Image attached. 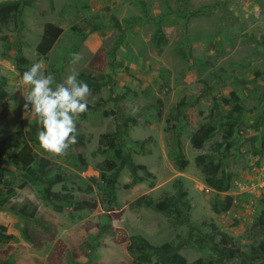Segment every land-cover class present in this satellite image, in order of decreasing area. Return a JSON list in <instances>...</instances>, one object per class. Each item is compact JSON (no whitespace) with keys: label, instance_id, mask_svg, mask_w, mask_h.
<instances>
[{"label":"rangeland","instance_id":"obj_1","mask_svg":"<svg viewBox=\"0 0 264 264\" xmlns=\"http://www.w3.org/2000/svg\"><path fill=\"white\" fill-rule=\"evenodd\" d=\"M11 1L16 0L0 3ZM46 23L59 26L62 34L39 56L35 48ZM158 29L166 39L159 51L151 43ZM74 52L83 57L79 72L87 71L102 87L92 91L89 116L78 121L77 143L66 156L56 157L31 140L38 120L24 111L27 90L14 60H25V70L44 61L46 73L59 83ZM0 87L8 93L0 102L1 189H15L0 208V227L13 237L0 244V264H132L126 249L130 235H142L153 245L185 235V226L172 225L160 212L178 179L191 205V223L216 242L224 240L219 248L229 255L227 264H243L245 255L264 245V0H33L22 7L20 18L0 24ZM214 98L220 105L210 117ZM182 103L187 108L179 131L187 165L178 171L169 156L167 119ZM124 123L127 137L119 154L143 165L151 177L131 184L123 169L111 202L110 191L99 187L97 165L104 155L98 140ZM209 123L216 124L215 133L195 148L193 134ZM19 129L34 155L46 160L54 184L18 188L27 175L12 162L22 148L11 138ZM217 148L225 157L219 174L223 170L230 177L226 193L209 188L195 162ZM39 164L36 158L31 165ZM61 195L90 201L95 208L75 210L57 200ZM141 196L155 201L159 211L134 206ZM226 196L232 199L230 208L214 213ZM23 205L29 213L35 208L33 218L16 214ZM86 241L91 249L83 247ZM179 255L185 264L209 257L192 248Z\"/></svg>","mask_w":264,"mask_h":264},{"label":"trees","instance_id":"obj_2","mask_svg":"<svg viewBox=\"0 0 264 264\" xmlns=\"http://www.w3.org/2000/svg\"><path fill=\"white\" fill-rule=\"evenodd\" d=\"M31 1L33 0H26L25 2L16 0L0 3V24H6L10 20L20 18L22 7L24 5H30ZM125 23L127 22L125 21ZM99 27V25L94 26L91 31H97ZM71 31H77V33H81L82 38L85 37L84 32L77 26H72ZM61 34L62 29L59 26L52 23H46L43 27L40 41L36 45V53L39 56H45L53 47L55 42H57ZM151 43L158 51L165 46V34L161 29H158L151 37ZM25 63L26 61L21 58L14 60L15 68L20 71L21 75L24 71H26L24 68ZM79 73V79L87 82L93 92H98L100 90L102 83L98 81V79L92 77V75L87 71H81ZM7 97L8 94L6 91L0 87V102L3 103ZM219 105L220 104L216 98H214L212 102L213 107L209 115L210 117L214 116V112L219 108ZM186 108L187 105L184 103L180 104L176 112L171 113L167 119V129L171 132L169 156L171 157L174 167L178 169V171L183 170L187 165V159L182 153L181 133L179 131L180 119L184 116ZM89 112L90 108H88L87 112L81 115L80 119L85 120L89 116ZM225 118L230 122V117L228 115ZM216 129V124L212 123L202 126L198 132L193 134L190 140L191 144H193L195 148H200L201 144L208 141L215 133ZM40 130V125L37 121L30 131L31 140L34 144L39 146L38 132ZM126 137L127 124L124 123L123 125H119L114 132L102 134L98 140L99 151L104 155V159L97 165L100 172L101 184L99 187L105 194H108L107 191H110L112 194L111 202H115L114 193L117 180L123 169H127L129 171L131 184L142 183L146 180V178L151 177L149 173L145 172V167L143 165L135 164L127 156L119 154L124 149ZM11 138L14 139L13 141L15 143L18 142L19 146L22 147L20 153L13 157L12 162L16 166L22 165L24 171L25 169L27 171L26 177L24 173V180L21 184H19L18 188H23L27 183L43 186L54 184L55 180L50 176L52 170L50 167H46L47 162L44 158L40 159L34 155L28 142L23 136L22 130L19 129L15 131ZM135 143L141 145L144 142L137 141ZM41 150L46 153V151L42 148ZM213 153L198 155L195 157V162L203 172L207 186L218 193H226L229 189L230 177L225 171L221 170L220 174L218 171L223 167V160L225 157L224 155H221L219 148H217ZM36 158L39 160V167L31 165ZM78 159L79 163L85 166V160L81 155L78 156ZM139 171L145 172L143 173V176L138 174ZM1 173L2 169H0V208L6 204L15 193V189L13 187H7L4 192L2 191L1 188L5 185V183L2 180ZM174 186L176 188L174 195L166 199V203L160 212L172 225L185 226V235H175L173 240L159 245L151 244L142 235H130L128 237V245L126 249L131 258L132 264H185L183 258L179 255V252L185 248L196 249L206 255H209L206 259L199 257L189 264H227L230 261V257L227 255L225 249L220 250L219 248L220 245L224 244V240H218L216 242L213 234L204 233L191 223V205L187 199L186 191L182 189L181 180L178 179ZM41 199L45 202H52L49 198L42 195ZM57 200L62 203H72V208L75 210H92L95 208V203L90 201L81 200L72 202L71 195H61ZM231 202L232 199L229 196H226L222 207H214L213 212L219 214L222 211H227L231 206ZM132 204L136 207L147 206L154 211H159L157 209L156 202L144 196L137 198ZM34 213L35 208L31 213H29L26 211L25 205H23L20 210L16 212V214L23 219H25V215H27L29 219L33 218ZM107 228V224L103 225L99 229L100 233L105 234L107 232ZM95 238L96 237H93V239ZM12 239L13 237L11 235L5 233L4 227H0V244H6ZM92 245L89 241H86L83 244V247H90L91 249ZM258 261L264 264V245L262 244L259 246V249H253L252 253L245 255L242 260L243 264H256ZM2 264L9 263L3 262ZM70 264L75 263L71 262Z\"/></svg>","mask_w":264,"mask_h":264},{"label":"clouds","instance_id":"obj_3","mask_svg":"<svg viewBox=\"0 0 264 264\" xmlns=\"http://www.w3.org/2000/svg\"><path fill=\"white\" fill-rule=\"evenodd\" d=\"M82 59L80 53H72L68 74L59 83L54 74L46 73L44 61L33 63L22 73L21 86L27 90L24 111L38 120V141L52 156H66L77 143L78 121L89 107L92 90L79 79L77 67Z\"/></svg>","mask_w":264,"mask_h":264},{"label":"crops","instance_id":"obj_4","mask_svg":"<svg viewBox=\"0 0 264 264\" xmlns=\"http://www.w3.org/2000/svg\"><path fill=\"white\" fill-rule=\"evenodd\" d=\"M5 81H6V79H5ZM6 83V82H5ZM5 83H4V85H5ZM4 89V88H3ZM5 91H6V93H7V89H4ZM8 94V93H7ZM7 99V98H6Z\"/></svg>","mask_w":264,"mask_h":264}]
</instances>
